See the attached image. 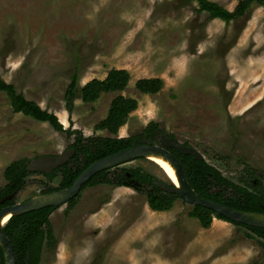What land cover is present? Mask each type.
I'll use <instances>...</instances> for the list:
<instances>
[{"label": "rangeland", "instance_id": "rangeland-1", "mask_svg": "<svg viewBox=\"0 0 264 264\" xmlns=\"http://www.w3.org/2000/svg\"><path fill=\"white\" fill-rule=\"evenodd\" d=\"M209 1L228 11L238 2ZM111 69L128 71L131 80L122 95L137 102L119 138L155 121L233 183L245 166L264 176V7L253 6L225 25L186 0H0L1 79L65 128L70 75L77 71L83 86ZM151 78L162 80L160 92L135 90L137 80ZM117 95L102 94L93 104L77 95L73 128L85 137L113 138L94 126ZM71 144L72 138L47 124L13 114L0 93V187L11 162L55 157ZM122 167L170 184L148 159ZM42 182L47 183L42 176H30L17 203L40 195ZM58 184L59 178L50 183ZM115 190L88 187L69 212L66 204L56 208L50 223L57 244L43 250L40 264H264L257 242L230 223L214 219L202 229L187 217L191 206L181 199L150 222L143 195Z\"/></svg>", "mask_w": 264, "mask_h": 264}, {"label": "trees", "instance_id": "trees-1", "mask_svg": "<svg viewBox=\"0 0 264 264\" xmlns=\"http://www.w3.org/2000/svg\"><path fill=\"white\" fill-rule=\"evenodd\" d=\"M196 3L197 12L204 13L210 20H219L225 25L236 22L246 16L251 7H264V0H238L232 11L209 0H186ZM131 78L125 69H111L102 80L93 79L79 86V75L74 71L64 91V110L68 114V127L65 128L55 114L43 110L35 102L27 100L18 92L13 84L6 83L0 77V93L5 95L13 114H21L38 123L47 124L54 132L72 138L70 149L74 150L69 161L50 174L31 173L26 170L30 160L22 158L11 162L3 171L5 185L0 187V201L12 195L10 200L0 203V210L17 203L16 197L26 187L28 178L32 175L42 176L47 182H42L40 194L70 188L78 176L94 162L112 156L133 145L160 146V137L166 134L158 122L150 121L139 133L124 138L117 136L120 128L125 126L129 115L137 109L134 99L126 98L122 93L129 85ZM161 79H140L134 83V88L142 95H155L162 90ZM117 94L108 107L103 120L94 129L106 131L113 138L101 136L85 137L80 130L74 129L70 116L74 109V101L79 95L83 104L95 103L102 94ZM188 146L187 144H184ZM180 163L183 175L193 190L202 199H206L227 208L264 214V176L259 171L245 166L238 184L225 178L217 169L210 166L204 159L197 161L189 155H181L173 148L167 149ZM59 178L58 186L50 183ZM154 176L140 168L128 169L116 167L95 174L80 190L99 185L113 188L131 189L138 195H143L148 208L152 212H168L174 202L179 199L175 194H167L154 185ZM170 185V184H169ZM171 186V185H170ZM79 194L66 203V211L74 208ZM56 208L48 207L26 214L12 216L4 225L3 234L10 241L16 264H40L43 250H54L57 240L50 223V215ZM187 217L198 222L202 229H208L214 219L230 223L237 229H242L243 237L257 242L264 255V229L248 227L224 219L214 212L201 206H191ZM0 264H4L0 248ZM251 264H255L254 262Z\"/></svg>", "mask_w": 264, "mask_h": 264}, {"label": "water", "instance_id": "water-1", "mask_svg": "<svg viewBox=\"0 0 264 264\" xmlns=\"http://www.w3.org/2000/svg\"><path fill=\"white\" fill-rule=\"evenodd\" d=\"M160 146H144L133 145L130 148L122 150L112 156H108L102 160L94 162L90 165L78 178L73 185L64 190L54 191L47 194H40L30 198L26 202L16 203L12 206L4 207L0 210V248L2 250L4 264H16L12 245L8 238L3 234V227L12 216L38 211L44 208H58L65 205L68 201L75 198L82 186L86 184L95 174L112 170L116 167H122L140 159H147L148 156H161L174 169L178 188L173 184H167L158 179H154V185L161 191L167 194H175L183 202L190 206H201L206 208L216 215L229 221L239 223L248 227L264 229V214L243 212L227 208L218 203L199 198L187 183L180 163L167 149L173 148L181 155H189L194 160L200 161L203 157L192 147L180 144L176 139L167 135L160 137ZM74 153L73 149H69L58 156H41L31 160L26 167V170L31 173L50 174L53 170L66 164ZM12 195L3 198L0 203L10 200ZM8 216L6 222L3 219Z\"/></svg>", "mask_w": 264, "mask_h": 264}, {"label": "bare ground", "instance_id": "bare-ground-1", "mask_svg": "<svg viewBox=\"0 0 264 264\" xmlns=\"http://www.w3.org/2000/svg\"><path fill=\"white\" fill-rule=\"evenodd\" d=\"M147 159L162 171L171 184L178 188L175 171L164 158L161 156H148ZM7 219L8 216L3 219V223L6 222Z\"/></svg>", "mask_w": 264, "mask_h": 264}, {"label": "crops", "instance_id": "crops-1", "mask_svg": "<svg viewBox=\"0 0 264 264\" xmlns=\"http://www.w3.org/2000/svg\"><path fill=\"white\" fill-rule=\"evenodd\" d=\"M130 75V74H129ZM151 79H153V78H151ZM130 83V82H129ZM148 96H150V95H148ZM116 190V194H121V193H125V189L126 188H123V187H118V188H115ZM113 200H114V198H113ZM166 213H169V211L168 212H161V213H158V212H152L149 208H148V206H147V204H146V208H145V210H144V212H143V215H145V218L147 217V218H149L147 221H154L155 219H158V217H159V215H162V214H166ZM150 221V222H151ZM156 226H153V228H155ZM149 229H151V228H149ZM149 231V230H148Z\"/></svg>", "mask_w": 264, "mask_h": 264}]
</instances>
